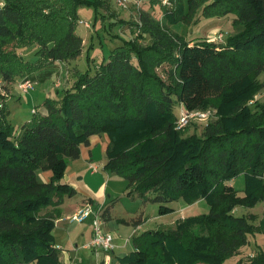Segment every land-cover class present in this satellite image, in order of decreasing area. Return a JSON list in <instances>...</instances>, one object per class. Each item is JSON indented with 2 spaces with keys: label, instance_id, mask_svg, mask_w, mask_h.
Listing matches in <instances>:
<instances>
[{
  "label": "trees",
  "instance_id": "trees-1",
  "mask_svg": "<svg viewBox=\"0 0 264 264\" xmlns=\"http://www.w3.org/2000/svg\"><path fill=\"white\" fill-rule=\"evenodd\" d=\"M3 1L0 264H62L55 218L42 210L77 193L64 180L69 162L96 134L109 139L104 169L127 180L128 194L135 190L159 204L160 215L175 212L170 204L179 201L204 199L210 206L207 213L178 219L170 230L134 237L135 250L120 258L122 264H225L249 234L264 232V216L256 227L234 214L238 206L264 200V101L257 99L264 90V0H172V7L150 0L165 20L145 9L134 23L117 19L114 24H131L140 33L117 37L122 42L100 63L87 52L94 69L78 72L57 98H46V113L33 112L17 134L9 120V85L49 63L77 60L85 47L77 32L79 8L94 7L97 22L107 0ZM199 12L206 18L233 14L235 33L223 42L188 41L170 29L193 22ZM34 45L37 59L27 60L21 50ZM165 65L167 78L159 73ZM177 105L213 109L216 120L202 135L186 136L177 128ZM38 171H51V179L41 181ZM242 174L239 196L229 182ZM123 222L138 226L144 220L140 215ZM236 264H264V252Z\"/></svg>",
  "mask_w": 264,
  "mask_h": 264
},
{
  "label": "rangeland",
  "instance_id": "rangeland-1",
  "mask_svg": "<svg viewBox=\"0 0 264 264\" xmlns=\"http://www.w3.org/2000/svg\"><path fill=\"white\" fill-rule=\"evenodd\" d=\"M141 9L150 11L160 20H165L160 6L157 5L156 8L152 9L150 0H127L126 7L120 6L117 0H107L105 6L99 11L101 14L98 16L97 22L95 8L81 6L79 8V15L81 19L77 27V32L84 38V54L69 64L57 63V67L55 68L56 70L53 69L51 72L52 74L49 76L50 81L47 84L48 90L56 91L58 88L63 89L65 86L69 85L70 82H72L78 72H85L90 67L91 69H94V62H92L91 66H89L87 52L90 53L91 58L95 60L96 63H100L103 60L104 55H108L112 49L122 42L117 37H134L136 35V27H133L128 23L124 25H116L114 22L117 19H123L124 21L134 23L137 21L138 14ZM201 14L202 13L199 12L195 17V20L191 23H187L182 20L170 25V29L176 34L185 37L188 41L201 40L203 38L210 39V37L217 36L220 33L219 31L223 32L224 39L228 35L232 34L231 28L233 21L231 18H234L233 14L220 18H206ZM110 24L111 26L108 28ZM93 25H95V27ZM235 31L236 30L234 28L233 32ZM143 42L148 43L149 39L146 38ZM168 69L169 66L165 65L159 69V73L163 77L167 78ZM69 73L70 78H68ZM261 78H263V76H261ZM33 81H37V83H35L34 89L29 91L30 93L32 92L31 94L28 92V95H22L21 100H16L14 98L10 99L9 120L15 126L16 134L20 132L22 125L32 118V108L34 106H42L43 97L45 94H48L43 82L38 81V78L36 77ZM20 83L21 80L18 85H14V87L16 86L17 90L20 91L19 93H23L19 86ZM8 92L9 96H11L12 89H9ZM257 99L264 101V90L257 96ZM210 111L211 115L207 120H194L190 125L182 130L183 134L186 136L194 133L202 135L205 126L209 122L216 120L215 110L210 109ZM179 113L180 105H177L175 114L178 116ZM97 136L100 137V135ZM92 148L95 156L93 162L101 167L100 171L92 175L91 169L88 166V169H83V173H75L72 180L83 190H86V182H88L89 185L95 189L101 183H104L105 180H110L109 177L115 175L114 178L118 180H114V182H112V188L115 190L114 196L116 197L113 200L117 205L116 209L118 213H123L125 216L142 215L144 221L148 219V221H146V228H159L167 231L175 227L176 222H178V219L182 218V216L186 217L209 212V204L204 199H200L189 206L185 203H171L170 206L177 208V211L167 215H160L159 204L150 201L146 202L144 198L141 197L135 190L132 191V195L128 194L131 189L128 187L127 180L124 177L113 174L112 172H104V162L107 160V145H103L100 141L98 145H95L94 143ZM81 176H85V180H79ZM229 183L236 188L239 196H243L245 188V177L243 174ZM78 192L83 194L82 190H78ZM79 196L76 195L74 200L78 199ZM234 214L237 216H246L252 225L258 227L264 216V200L258 203L255 207L238 206L235 208ZM261 251L264 252V232L255 231L254 233L248 235V243L240 248L238 254L228 258L225 261V264H236L240 259L246 261L250 260Z\"/></svg>",
  "mask_w": 264,
  "mask_h": 264
},
{
  "label": "crops",
  "instance_id": "crops-1",
  "mask_svg": "<svg viewBox=\"0 0 264 264\" xmlns=\"http://www.w3.org/2000/svg\"><path fill=\"white\" fill-rule=\"evenodd\" d=\"M231 20L233 21L234 18H231ZM231 29L232 33H235L233 32V23ZM36 49L37 47L34 45L32 47H28L27 49H22L21 53L27 60L35 61L37 59L35 56ZM57 63L69 64L62 61H56L40 67L32 75H30L31 79H34L36 77L38 78V81L43 82L46 87V92H48V94H45V96L43 97L42 106H34L32 108V113L36 110L41 111L42 113H46V108L44 106L45 99L48 97L57 98V91L62 90L60 88L56 89V91L48 90L47 85L50 81L49 76L50 74H52V70H56L55 68L57 67ZM68 75V78H70V73ZM22 78L23 77H18L13 83L9 85V89H12V94L11 96H9L8 92V106L11 98L21 100L22 95H28L30 93H19L20 91L17 90L16 86L18 85L20 80L22 81ZM73 82L74 79L67 86H71ZM35 83H37V81ZM14 85L16 86L14 87ZM67 86H65L64 88H66ZM100 141L103 143V145H108V136L106 134L100 135V137H98L97 135L91 136L90 144L82 145L80 158L71 160L69 162V168L64 180L73 185L76 188L77 193L71 197L66 196L60 206H49L42 210V214L50 215L55 218L56 227L54 229V235L56 237V245L59 250L62 264H122L120 262V258L128 255L135 250V245L133 242L134 237L147 230L157 229L146 228V221H148V219H146V221L138 226L132 223L129 224L123 222L124 220L129 221L138 216H125V214H120L117 212V205L113 200L116 197L114 196L115 190L114 188H112V182H114V180H118L114 178L115 175L109 177L110 180H105L104 183H101L95 189L91 187L88 182H86V190H83L77 183L72 180L75 173H83V169H88V166L91 169L92 175L100 171L101 167L97 164H94L93 162L95 156L94 150L92 148L94 143L95 145H98ZM106 162L107 160L104 162V166ZM103 170L104 172H108L104 169V167ZM37 174L41 181H49L52 177V173L48 171H38ZM79 180H85V176H81ZM78 190H82L83 194H80L81 192H78ZM76 195L81 196H79L78 199L74 200V197H76ZM87 202H91L95 210L102 215L104 228L114 234L115 247L112 251H105L103 249H95L87 246L93 237V224L91 222V219L83 222H76L72 220V216ZM181 203L184 202L179 201V204ZM106 208H109L110 211L108 216L110 215L111 218L109 219H106L103 216ZM175 209L176 212L177 208Z\"/></svg>",
  "mask_w": 264,
  "mask_h": 264
},
{
  "label": "built area",
  "instance_id": "built-area-1",
  "mask_svg": "<svg viewBox=\"0 0 264 264\" xmlns=\"http://www.w3.org/2000/svg\"><path fill=\"white\" fill-rule=\"evenodd\" d=\"M120 6L126 7L127 0H117ZM172 0H161L162 5L166 7H172ZM4 4V1L0 0V6ZM140 33V30H136V35ZM212 41L223 42L224 34L220 32L215 37H210ZM20 88L23 92L28 93L34 89L35 82L30 77H25L20 83ZM211 115L209 110H194L188 111L183 106H181L180 113L177 119V128L183 130L188 125H190L194 120H207ZM91 219L93 224V237L90 243L87 245L90 248L103 249L105 251H112L115 247L114 245V234L106 230L103 226L104 221L102 215L95 210L91 202L85 203V205L79 209L73 216L72 220L76 222H83Z\"/></svg>",
  "mask_w": 264,
  "mask_h": 264
}]
</instances>
